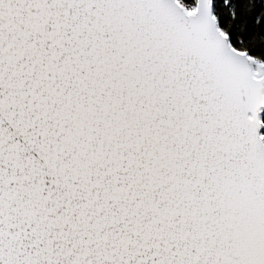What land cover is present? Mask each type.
Listing matches in <instances>:
<instances>
[{"label":"snow or ice","instance_id":"6c2138e0","mask_svg":"<svg viewBox=\"0 0 264 264\" xmlns=\"http://www.w3.org/2000/svg\"><path fill=\"white\" fill-rule=\"evenodd\" d=\"M0 264H264V0H0Z\"/></svg>","mask_w":264,"mask_h":264}]
</instances>
